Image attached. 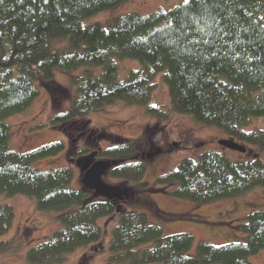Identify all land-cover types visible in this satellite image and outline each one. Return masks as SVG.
I'll use <instances>...</instances> for the list:
<instances>
[{
  "label": "trees",
  "instance_id": "16d2710c",
  "mask_svg": "<svg viewBox=\"0 0 264 264\" xmlns=\"http://www.w3.org/2000/svg\"><path fill=\"white\" fill-rule=\"evenodd\" d=\"M125 1L0 0V194L32 197L37 210L58 212L61 222L60 229L28 251L29 264H62L70 253L103 238L100 220L115 215L128 196L160 190L145 180L147 164L129 138L116 136L99 152L86 147L68 151L75 163L95 153L112 178L127 183L118 199L83 183L74 187L71 166H34L65 150L63 141L27 152L12 149L7 118L30 107L39 95V80L56 85V69L86 68L68 106L51 118L55 127L118 101L146 107L161 76L175 112L264 149V130L246 129L252 119L264 117V0H183L146 15L117 16L108 27L85 24ZM122 59L140 65L125 81L119 79L117 61ZM156 184L197 205L235 198L264 188V159L255 155L230 161L223 152L206 150L198 158H184ZM14 218L13 206L0 205V235L9 231ZM247 218L241 241H201L189 255L195 245L192 234L166 235L143 210H128L112 232L107 264H252L249 258L264 249V210ZM11 244L1 241L0 250Z\"/></svg>",
  "mask_w": 264,
  "mask_h": 264
},
{
  "label": "rangeland",
  "instance_id": "374dc122",
  "mask_svg": "<svg viewBox=\"0 0 264 264\" xmlns=\"http://www.w3.org/2000/svg\"><path fill=\"white\" fill-rule=\"evenodd\" d=\"M181 1L183 0H127L112 10L99 12L86 20L85 24L99 22L108 27L117 16L128 13L146 15L156 10L168 9ZM61 43L59 41L56 44ZM61 45L66 47L67 44ZM117 64L121 81H125L132 70L140 68L139 63L131 59L118 60ZM85 69H56V85L40 80L37 82L39 95L30 107L6 120L11 126L12 149L27 152L50 142L63 141L65 150L36 161L34 166L41 170L71 166L75 172L73 186L82 188L80 169L75 161H69V158L76 157H70L68 151L86 147L91 152H99L100 149L111 146L116 136L129 138L137 143L140 159L147 164L145 180L160 190L148 189L128 196L122 204H118L115 215L100 220L103 238L70 253L62 264H107L112 232L118 224L120 214L128 210H143L148 215V221L162 227L166 235L179 232L192 234L195 245L189 255L195 254L196 245L201 241L214 245L241 241L245 236L242 227L247 224L248 215L256 210H264L263 187H257L243 196L197 205L175 198L169 193V187L157 185L156 181L176 169L184 158H198L206 150L223 152L230 161H238L255 155L264 159V149L239 142L247 148L246 153H241L220 145V140L230 138L222 129L203 125L192 116L179 114L172 109L169 90L161 76H157L154 81L152 99L146 107L118 101L91 112L74 123L57 127L51 125L53 115L68 106L67 101L74 96ZM92 70L96 74L100 73L97 67ZM149 108H155L157 112L149 113ZM246 129L264 130V117L252 119ZM103 179L106 183L117 186L121 195L129 186L108 173ZM2 204L13 206L15 218L9 231L0 235V242H12L10 246L0 250V264H29L28 251L61 228L60 214L56 211L37 210L35 199L26 195L0 194V205ZM95 250H100L99 254L91 255ZM249 260L252 264H264V249Z\"/></svg>",
  "mask_w": 264,
  "mask_h": 264
},
{
  "label": "water",
  "instance_id": "95a60500",
  "mask_svg": "<svg viewBox=\"0 0 264 264\" xmlns=\"http://www.w3.org/2000/svg\"><path fill=\"white\" fill-rule=\"evenodd\" d=\"M219 144L225 148L241 153H246V146L240 144L233 138L223 139ZM95 153L88 155L83 159L76 161L82 175V183L86 186L95 188L100 194L107 198L121 197V192L117 186L106 183L103 177L107 174L108 166L101 161L95 160Z\"/></svg>",
  "mask_w": 264,
  "mask_h": 264
}]
</instances>
